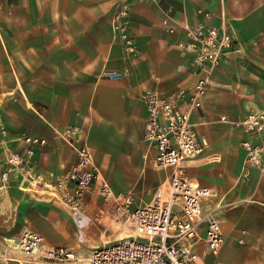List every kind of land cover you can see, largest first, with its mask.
Returning a JSON list of instances; mask_svg holds the SVG:
<instances>
[{
  "label": "crops",
  "instance_id": "obj_1",
  "mask_svg": "<svg viewBox=\"0 0 264 264\" xmlns=\"http://www.w3.org/2000/svg\"><path fill=\"white\" fill-rule=\"evenodd\" d=\"M120 1L0 0V128L6 131L0 132V169L6 150L21 151L18 139L32 135L47 141L35 153L37 168L66 174L75 155L55 133L76 126L87 136L100 170L111 169L113 184L101 172L115 198L121 196L108 204L97 193L87 197L85 221H91L80 242L66 208L13 180L0 190V264H17L4 261L1 254L24 231L83 257L93 247L128 236L112 205L124 202L142 158L150 165L155 153L142 139L147 116L142 94L192 89L199 70L176 43L183 38L179 25L184 20L206 22L199 8L212 13L207 24L225 23L244 48L227 54L213 71L201 107L191 116L209 146L187 164L184 174L215 191L202 208L219 220L224 239L217 256L203 242L194 251L198 264H264V170L241 177V141L246 136L219 120L223 115L240 120L264 110V0H126L137 46L134 55H126L113 39L111 20ZM168 8L173 10L169 24L179 32L170 33L163 25ZM169 177L170 170L144 175L147 183L153 178L167 182ZM132 196L133 206L147 204ZM100 213L104 216L97 223ZM9 234L11 243L6 241Z\"/></svg>",
  "mask_w": 264,
  "mask_h": 264
},
{
  "label": "built area",
  "instance_id": "obj_2",
  "mask_svg": "<svg viewBox=\"0 0 264 264\" xmlns=\"http://www.w3.org/2000/svg\"><path fill=\"white\" fill-rule=\"evenodd\" d=\"M172 13L171 8L166 10L163 25L170 33H176L179 30L169 24ZM197 13L206 22L212 16L206 8H199ZM129 15L128 2L121 0L112 15L111 30L123 52L134 55L137 46ZM206 22L191 24L186 19L179 25L183 38L176 46L192 56L199 70L192 89H178L168 95L145 90L142 94L147 114L142 139L154 149L150 160L152 168L170 170L166 193L163 195L158 190L154 200L142 206H133L132 195L123 196V203L112 206L118 221L128 230V236L103 243L85 257L67 247L49 245L36 232L24 231L15 246L1 254L4 261L17 264H198L199 256L194 248L200 242L210 254L217 256L220 253L224 243L220 222L210 212L204 214L202 208L204 201L215 196V191L185 176L184 170L209 146L207 138L195 130L191 116L201 107L213 71L227 54L243 49L244 44L225 23ZM219 120L241 129L246 136L241 141L245 152L241 177L247 179L253 169L264 170V110L250 112L240 120H230L225 115ZM0 132L6 134L3 128ZM55 134L74 152L75 161L69 171L57 175L39 170L34 156L47 141L25 135L18 139L21 151L8 148L5 152L0 169V190H6L13 180H20L25 183L26 190L46 196L66 208L74 217L78 238L82 242V235L91 221H85L87 197L97 193L106 204L115 203L117 198L80 128L69 126ZM103 216L100 213L94 221L100 223Z\"/></svg>",
  "mask_w": 264,
  "mask_h": 264
},
{
  "label": "rangeland",
  "instance_id": "obj_3",
  "mask_svg": "<svg viewBox=\"0 0 264 264\" xmlns=\"http://www.w3.org/2000/svg\"><path fill=\"white\" fill-rule=\"evenodd\" d=\"M101 170L107 176L109 181H110V179L112 180L113 173H112L111 169L101 167ZM151 170L155 172V169H153L152 166H150L148 164V162L144 161L142 158V165H141V167L138 168L139 175L137 177V180L133 183H129L127 190L124 191V192H128L129 195H132V194L135 195L136 200L139 203H149V202L153 201L155 193L158 190H161L163 195L166 193L167 182L162 181L161 183H158V182H156L155 178H153L150 183L145 182L144 175L147 171H151ZM110 182L112 183V181H110ZM119 198H121V196H118L117 199H119ZM96 209H98V208L95 206V210ZM7 237L8 238L6 241L8 243H11L10 234L7 235ZM92 241H94V240L89 241V244Z\"/></svg>",
  "mask_w": 264,
  "mask_h": 264
}]
</instances>
